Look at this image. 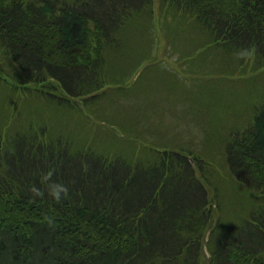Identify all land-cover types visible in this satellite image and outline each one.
I'll return each instance as SVG.
<instances>
[{"label":"trees","instance_id":"obj_1","mask_svg":"<svg viewBox=\"0 0 264 264\" xmlns=\"http://www.w3.org/2000/svg\"><path fill=\"white\" fill-rule=\"evenodd\" d=\"M156 1L193 18L242 66L264 69V0H0V49L30 84L19 97L64 103L61 91L84 105L114 33ZM25 128L0 138V264H264V101L219 155L246 189L237 221L198 155L101 162L51 127ZM52 183L68 187L59 202Z\"/></svg>","mask_w":264,"mask_h":264},{"label":"rangeland","instance_id":"obj_2","mask_svg":"<svg viewBox=\"0 0 264 264\" xmlns=\"http://www.w3.org/2000/svg\"><path fill=\"white\" fill-rule=\"evenodd\" d=\"M153 7L134 13L114 33L92 75L100 87L84 96V105L61 91L56 93L64 103L19 97L30 84H21L20 71L0 49V138L29 135L25 125L38 122L101 162L115 154L133 163L137 155L146 162L158 153L198 155L217 173L225 207L237 221L246 189L219 155L230 134L243 130L263 103L264 69L242 66L239 55L214 45L193 18L158 1Z\"/></svg>","mask_w":264,"mask_h":264},{"label":"clouds","instance_id":"obj_3","mask_svg":"<svg viewBox=\"0 0 264 264\" xmlns=\"http://www.w3.org/2000/svg\"><path fill=\"white\" fill-rule=\"evenodd\" d=\"M54 173V169H50L43 177L45 181L50 180ZM51 191L49 194L57 201L59 202L61 199V193H64L65 196L68 194V187L63 183H52L49 185ZM30 191L33 193V195L43 196V191L40 189L35 188V186H32L30 188ZM49 224H52V221L49 220Z\"/></svg>","mask_w":264,"mask_h":264}]
</instances>
